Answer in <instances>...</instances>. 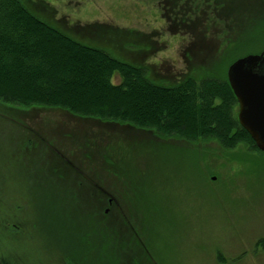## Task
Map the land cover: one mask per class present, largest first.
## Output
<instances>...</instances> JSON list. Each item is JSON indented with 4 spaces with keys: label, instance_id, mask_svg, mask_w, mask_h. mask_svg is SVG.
I'll list each match as a JSON object with an SVG mask.
<instances>
[{
    "label": "rangeland",
    "instance_id": "1",
    "mask_svg": "<svg viewBox=\"0 0 264 264\" xmlns=\"http://www.w3.org/2000/svg\"><path fill=\"white\" fill-rule=\"evenodd\" d=\"M23 2L68 37L144 64L164 84L209 66L219 43L216 27L211 37L203 31L205 15L199 38L173 33L178 22L169 25L157 0ZM247 12L256 14L252 3ZM184 150L205 160L185 166ZM97 187L103 200L119 201L107 220L96 214L107 207ZM263 243L264 154L0 102V264H65L59 249L75 264H264Z\"/></svg>",
    "mask_w": 264,
    "mask_h": 264
},
{
    "label": "trees",
    "instance_id": "2",
    "mask_svg": "<svg viewBox=\"0 0 264 264\" xmlns=\"http://www.w3.org/2000/svg\"><path fill=\"white\" fill-rule=\"evenodd\" d=\"M231 1L228 7V0H157L165 18L178 22L169 27L173 33L199 38L202 32L195 25L205 15L203 31L211 37L216 27L219 41L215 53L210 54L213 57L209 66L195 68L176 84H164L163 78L148 77L144 64L122 62L102 48L68 37L48 21L35 17L23 0H0V102L128 124L189 144L213 139L222 150L234 151L241 145L247 147V152L261 153L238 124V104L227 82L226 69L240 57L259 54L264 48V0ZM249 3L256 8L255 15L244 14ZM115 75L120 78L118 84L113 83ZM44 145L49 154V145ZM184 152L185 166L196 167L205 160L204 156L198 160L192 152ZM52 166L51 176L58 181L62 166L56 162ZM76 184L88 185L80 180ZM97 189L100 199L97 197L96 202H107L106 210L100 203L97 216L112 218L104 217L105 212L119 210V201L109 203L107 196L103 200L101 188ZM58 252L65 264H75L74 256L61 249Z\"/></svg>",
    "mask_w": 264,
    "mask_h": 264
},
{
    "label": "water",
    "instance_id": "3",
    "mask_svg": "<svg viewBox=\"0 0 264 264\" xmlns=\"http://www.w3.org/2000/svg\"><path fill=\"white\" fill-rule=\"evenodd\" d=\"M226 73L238 104V124L264 153V48L233 61Z\"/></svg>",
    "mask_w": 264,
    "mask_h": 264
},
{
    "label": "flooded vegetation",
    "instance_id": "4",
    "mask_svg": "<svg viewBox=\"0 0 264 264\" xmlns=\"http://www.w3.org/2000/svg\"><path fill=\"white\" fill-rule=\"evenodd\" d=\"M110 201H111V200H110ZM27 225L30 227L29 223H28ZM31 228H33V226H32Z\"/></svg>",
    "mask_w": 264,
    "mask_h": 264
}]
</instances>
